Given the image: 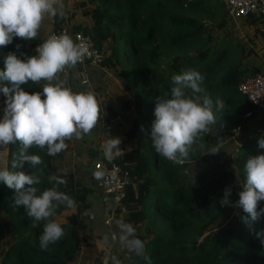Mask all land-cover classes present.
<instances>
[{
    "label": "trees",
    "instance_id": "trees-1",
    "mask_svg": "<svg viewBox=\"0 0 264 264\" xmlns=\"http://www.w3.org/2000/svg\"><path fill=\"white\" fill-rule=\"evenodd\" d=\"M92 1L91 23L69 28L89 34L105 54L100 65L107 64L112 72L120 73L121 81L126 82L127 89L135 95L137 119L129 134L141 133L147 139L144 142L139 138L141 145L111 159L126 169L131 178L125 204L138 206L123 221H143L152 232L149 239L136 233L145 243L147 259L134 253L130 264H264V246L256 237V232L264 229V216L247 225L241 220L245 215L241 209L220 203L226 187L231 189L229 200L233 205L239 199L248 157L264 154V149L258 147V140L264 134L259 132V127L252 128L254 117L245 115L254 105L238 91L237 83H227L229 74L237 72L240 63L225 55L228 47L223 42L213 39L212 29L219 28L220 22L207 24L199 16L201 9L213 8L214 4L209 0ZM85 4L84 0L75 3L77 6ZM174 17L186 18L189 22H178ZM54 22L55 28L65 25V16L57 15ZM40 40L16 37L11 44L0 46V64L9 52H16L21 59L35 55L34 46ZM16 45H20L19 49ZM164 61L169 63L168 73L165 67L160 68ZM188 70H196L204 77L200 83L203 91L199 95L211 98L216 117V123L210 126L209 132L200 133L194 146L201 141L207 145L213 129L228 131L243 125L251 128L252 136L243 138L239 153L232 161L226 158V162L212 160L204 165L196 159L201 154L191 148L181 163L173 162L159 155L152 145L149 133L155 119L156 100L170 97L172 76ZM23 87L29 93L42 92L31 81ZM186 93L192 95L190 89ZM218 99L225 103L221 110L216 105ZM124 105L129 106L127 101ZM145 147L151 148L152 155ZM19 148V143L9 145L7 168L10 170H13V161L19 160ZM29 152L39 155L42 163L34 167L25 164L22 170L39 177L40 183L35 187L40 191L53 187L55 182L48 172L52 156L47 154L46 148L36 146ZM63 178L67 184L59 185L58 190L75 202L83 199L86 188H73L70 176ZM13 196L14 190L0 183V208L9 217L16 236L0 264H67L79 244L75 223L59 220L69 207L60 205L51 218L60 223L64 236L42 250L39 236L45 221L35 222L33 226V219L24 209L13 205ZM260 208H264V201L259 203L258 211ZM1 239L0 228V244Z\"/></svg>",
    "mask_w": 264,
    "mask_h": 264
},
{
    "label": "clouds",
    "instance_id": "clouds-1",
    "mask_svg": "<svg viewBox=\"0 0 264 264\" xmlns=\"http://www.w3.org/2000/svg\"><path fill=\"white\" fill-rule=\"evenodd\" d=\"M64 15L62 0H0V46H7L18 37L34 40L39 33L45 16ZM41 41V40H40ZM20 45H16L19 49ZM36 55L21 59L16 52H9L4 60L5 68L0 70V93L6 97L3 116L0 118V154L10 144L19 143V160L13 161L12 169L0 167V183L14 190L13 205L22 207L26 215L35 222L45 221L39 236L42 250L58 242L64 236V229L55 219H51L57 207L75 205L73 198L59 191V185L67 181L61 175L53 174L55 182L51 188L40 191L35 185L40 183L38 176L22 170L25 164L36 166L42 163L39 155L30 154L36 146L47 149V154L56 156L68 148L66 141L73 137L81 139L89 134L99 120V105L93 91L73 92L57 74L66 67H74L89 52L88 45L75 42L66 33L52 34L35 49ZM203 76L196 70L183 71L173 75L170 97H158L150 126V139L155 151L164 158L179 162L186 159L200 133H207L216 123L212 110L213 101L207 95L201 96L200 83ZM46 81L42 92L29 93L23 87L29 81L38 84ZM8 82L11 87L3 82ZM191 90L188 95L186 90ZM43 97V98H42ZM218 110L224 108L223 100H217ZM143 131V127L141 128ZM104 152L112 159L123 151L119 137L105 134ZM258 147L264 149V136L258 140ZM219 152L212 147L209 153ZM21 169V170H14ZM246 179L240 185L239 199L233 205L229 200L231 189L225 188L220 203L241 209L245 215L241 220L250 225L264 216V208L258 205L264 201V154L249 156L245 164ZM66 176V171L63 172ZM99 179L102 173H96ZM239 214V213H237ZM120 244L130 253L145 257V243L136 235L131 223L116 221ZM117 234L113 233L112 239ZM256 237L264 246V229L256 232ZM104 244L109 237L103 238ZM147 259V257H145ZM112 264H121L115 256ZM104 264H108L105 260Z\"/></svg>",
    "mask_w": 264,
    "mask_h": 264
},
{
    "label": "crops",
    "instance_id": "crops-1",
    "mask_svg": "<svg viewBox=\"0 0 264 264\" xmlns=\"http://www.w3.org/2000/svg\"><path fill=\"white\" fill-rule=\"evenodd\" d=\"M78 1L81 0H62L64 4V23L71 28L78 25L86 26L91 23L90 12L94 1L84 0L86 1L84 6H77L75 3ZM219 4L223 7V15H221V26L214 30V34L216 41H221L228 47L225 55L240 63L237 72L230 73L228 76L230 82L227 83L235 84L245 75L264 70V17L260 15L235 16L226 11L222 0H219ZM54 28V17L45 16L36 38L44 39ZM109 71V68L105 69L104 66L77 63L74 67H66L58 76V79L64 80L66 86L73 92L93 91L99 105L97 125L89 134H84L81 139L73 137L71 140L66 141L68 148L60 153V157L53 161L51 167L53 174L63 177L70 176L71 182L74 184L73 188L78 186L86 188L83 199L76 201L73 207L66 208L59 216L61 221L74 222L79 236L77 252L68 260L67 264H104L105 260L108 264H112L111 257L113 256L120 260L121 264H130L134 258V253H130L119 242V229L116 221H123V219L128 218V213L138 209V206L134 203L125 204L126 210L119 212L116 217H110L111 202L108 200V196L101 191H99L100 196L98 193H94L93 196L92 183H90L92 179L97 186L98 178L95 174L98 171L93 167L94 160L111 161L104 152L105 138H107L105 134L113 138H120L121 144L119 147L123 153L141 145L139 141L140 133L138 136L129 134L134 120L137 119L135 95L127 89L126 82H111L109 80L102 82L103 76L107 77L112 72ZM44 83L46 81L42 80L37 84L41 91ZM5 99L6 97L0 93V118L3 116ZM125 101L128 102L129 106L124 105ZM251 116L254 117L252 128L259 127V132L264 134V109L256 110L247 117ZM215 132L218 133L223 142L218 141L220 137L217 138ZM212 133L214 137L211 139H214V144L211 146L218 147L219 152L209 153L211 149L209 147L207 152L201 154L204 157L203 160L199 158V162L204 165L212 160H223L224 162H226V158L231 161L234 160V154L242 145L243 138L252 136L251 128H247L245 125L228 131L213 129L211 130V137ZM210 143H212L211 140L208 141V144ZM94 144H96L95 148H90L94 147ZM94 149L98 151V154L92 159L90 152ZM149 149L151 150L150 147L146 148L147 152H149ZM1 158L0 167H7L8 162L6 163L3 159H7L6 154L2 153ZM64 171L67 173L66 176L63 175ZM97 189H99L98 186ZM107 208L108 212H106ZM2 211L0 210L2 213L0 215L2 232L0 260L9 244L13 243L16 237L12 233L9 217ZM125 223H131L135 227L136 233L143 234L145 239H148L149 234L152 235L151 230H148L143 221L134 222L130 220ZM113 233L117 234L115 240L112 239ZM105 236L109 237L108 244L103 242Z\"/></svg>",
    "mask_w": 264,
    "mask_h": 264
},
{
    "label": "built area",
    "instance_id": "built-area-1",
    "mask_svg": "<svg viewBox=\"0 0 264 264\" xmlns=\"http://www.w3.org/2000/svg\"><path fill=\"white\" fill-rule=\"evenodd\" d=\"M222 1L224 2L226 11L232 15L244 17L260 15L264 17V0ZM61 33L68 34L77 43L83 41L88 45L89 52L79 64L99 66L103 62L105 54L94 44L90 35L81 30H72L67 25L54 28L44 39L36 43L34 54L36 55V47L47 39L48 36L52 34L60 35ZM236 87L254 105L252 109L246 111V116L252 115L256 110L264 109V70L245 75L239 79ZM93 167L99 173H102V177L97 181L99 190L111 198L109 216L116 217L119 212L126 210L125 198L127 195V185L130 182V175L126 169L115 161L105 162L103 159L95 160Z\"/></svg>",
    "mask_w": 264,
    "mask_h": 264
},
{
    "label": "rangeland",
    "instance_id": "rangeland-1",
    "mask_svg": "<svg viewBox=\"0 0 264 264\" xmlns=\"http://www.w3.org/2000/svg\"><path fill=\"white\" fill-rule=\"evenodd\" d=\"M209 2H211L212 4H214V7L213 8H203V9H201V11L199 12V16L200 17H202L203 18V20L207 23V24H210V23H216V22H220L221 21V18H222V16L221 15H223L222 14V8L223 7H221L220 6V4H219V0H209ZM76 3H78V2H76ZM92 5H94V3L92 4ZM175 18V17H174ZM175 20H177L178 22H189V20L188 19H184V18H175ZM215 29H218V28H214V29H212V34H213V39H214V41H216V37H215V34H214V30ZM214 45V44H213ZM105 49L106 50H109L108 49V47H105ZM166 61H164L161 65H160V68H161V70H162V68L163 67H165V72L166 73H168L169 71H170V67H169V63L168 62H166ZM101 66H104V68L105 69H107V68H109V72H111L112 71V69H111V67H109V66H107V64H103V65H100V67ZM0 67H1V70H4V68H5V64H4V61H2L1 62V64H0ZM167 69V70H166ZM119 72H111L109 75H107V77L106 76H103V78H102V82H106L107 80H109V81H111V82H122L120 79H118V77H119ZM57 76H59V75H57ZM5 85H9V83L8 82H3ZM96 131H98V129H96ZM210 133H211V131H210ZM214 133V132H213ZM213 133H212V137H211V135H210V137L208 138V141L210 142V140H211V142L212 143H210V144H208V145H206V143L204 142V141H201L198 145H196V146H194V145H192V149H193V151H195V152H198V154H204L205 152H207L208 151V149H209V147H211L212 148V144H214L213 142H214V139H211V138H213L214 137V135H213ZM215 135L217 136V138L218 137H220L219 135H218V133L217 132H215ZM138 136V135H137ZM139 137L142 139V141H147V139H145L143 136H142V134L140 133L139 134ZM140 140V139H139ZM218 141L219 142H223L222 141V139H221V137L218 139ZM210 145V146H209ZM95 146H96V144H94V147H90V148H95ZM89 147V146H88ZM213 147H214V145H213ZM147 147H145V149H146ZM4 154H6V156H7V159L6 158H3L4 159V161L7 163L8 162V154H9V146L7 147V149L3 152ZM150 155H152V152H151V150L149 149V152H148ZM239 153V151H237V152H235V154H234V159H235V157H236V155ZM98 154V151L97 150H92L91 152H90V156H91V158L92 159H94V157H96V155ZM202 155H200L199 156V158L201 159V160H203V156L201 157ZM206 156H208V155H206ZM205 156V157H206ZM2 154H0V160H1V162H2ZM60 157V153L58 154V155H56V156H52V163H53V161L55 160V159H58ZM199 158L197 157L196 159L199 161ZM200 160V161H201ZM95 161V160H94ZM180 163L182 162V159L179 161ZM210 162V161H209ZM229 165V164H228ZM231 165V164H230ZM230 167H234V165H231ZM49 172V174H50V176H51V174H53L52 173V171L51 170H49L48 171ZM90 179V178H89ZM191 179H194V177H192ZM90 183H92V192H93V196H94V193H98V195L100 196V194H99V189H97V186H96V182L95 181H92V179H91V182ZM95 194V195H96ZM1 211H2V209H0ZM3 213H4V211H2ZM2 213L0 212V215H1ZM149 230V229H148ZM78 234V233H77ZM150 236H148V239L152 236L151 234H149ZM197 241H200V237L197 239ZM51 245H53V244H50L49 246H51Z\"/></svg>",
    "mask_w": 264,
    "mask_h": 264
},
{
    "label": "water",
    "instance_id": "water-1",
    "mask_svg": "<svg viewBox=\"0 0 264 264\" xmlns=\"http://www.w3.org/2000/svg\"><path fill=\"white\" fill-rule=\"evenodd\" d=\"M107 198H108V200H111V198L109 196ZM106 212H108V208L106 209Z\"/></svg>",
    "mask_w": 264,
    "mask_h": 264
}]
</instances>
